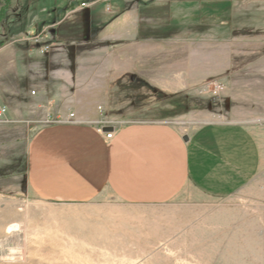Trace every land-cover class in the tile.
Here are the masks:
<instances>
[{"label":"rangeland","instance_id":"1","mask_svg":"<svg viewBox=\"0 0 264 264\" xmlns=\"http://www.w3.org/2000/svg\"><path fill=\"white\" fill-rule=\"evenodd\" d=\"M14 1L0 21V46L5 44L0 66L7 70L16 49L28 52L24 38L36 42L35 35L47 33L53 44L31 61L16 57L19 76L8 75L4 88H25L26 102H32L39 91L35 81L48 74L49 89L60 93L65 89L56 78L72 75L73 86L65 85L71 99L54 101L62 111L46 121L77 111L78 118L91 121L94 111V121L115 126L159 121L184 134L206 123L261 125L256 128L261 158L252 180L231 196L203 197L190 188L153 206L126 205L116 197L56 203L41 200L28 185L27 123L7 124L0 117V264H241L250 255L261 257L264 82L253 65L262 51L248 52L240 37L234 39L242 32L231 31L237 21L231 12L245 13L246 1ZM36 5L56 9V15L26 25ZM65 14L59 27L55 22ZM57 27L64 33L59 39ZM8 102L19 112L16 118H23L24 101ZM237 204L238 228L229 211ZM248 210L257 222L254 229L247 227ZM246 231L259 237L255 244L246 243ZM233 233L245 234L235 242Z\"/></svg>","mask_w":264,"mask_h":264},{"label":"crops","instance_id":"2","mask_svg":"<svg viewBox=\"0 0 264 264\" xmlns=\"http://www.w3.org/2000/svg\"><path fill=\"white\" fill-rule=\"evenodd\" d=\"M236 1L239 3L241 0ZM245 1V13L231 12L232 17L237 16L236 23L231 24V31L242 32L234 39L238 42L240 37L248 52L262 51L253 66L257 71H262L260 78L264 82V0ZM36 7V13L26 25L47 21L50 15H56V9L50 10L47 5ZM219 7H224L223 1ZM76 9V6L71 8L67 14ZM67 14L55 24L62 27L68 18H65ZM240 19L243 20L238 21ZM59 30L62 29L58 28V33H55L58 39L64 35ZM65 36L72 38L71 35ZM24 39V45L29 46L28 52L22 53L16 49L17 54L13 53L11 60H7V70L0 66V108L5 107L2 115L5 123H27L26 128L30 132L26 145L27 181L41 200L86 204L116 197L126 205L153 206L161 198H176L190 188L203 197L221 198L241 191L256 174L261 158L256 128L261 125L256 127L236 121L206 123L184 134L168 123L150 121L127 122L119 126L112 124L101 126L99 130V123L94 121L97 112L94 111L89 114V118H93L91 121H46L48 117L62 111L54 101L66 99V96L71 99L72 93L65 91V85L73 86L72 75L67 71L56 78L58 85L65 89L60 88V93L49 89V80L52 79L48 74L35 81L39 91L32 102L31 99L26 102L28 93L25 88L8 85L5 89L3 83L8 75L19 76L15 69V58H28L31 61L35 52H41V44H49L50 40L49 37L41 42ZM52 44L49 45L52 47ZM4 48L5 44L0 46V57L5 54ZM254 78L256 80L253 83L258 84L257 74ZM258 90L259 87L255 93ZM11 99L19 100V104L24 101L20 107L23 118H16L19 112L14 111L15 108L9 102V106L6 104ZM77 113L74 115L76 118L79 117ZM107 127L113 128V138L110 140L104 137ZM184 136L186 139H183ZM239 206L230 205L229 210L235 213L231 216V222L237 228L241 221ZM251 210H254V206ZM246 218L247 227L254 229L257 222L253 213ZM262 228L264 232V204ZM250 232H245L246 243L255 244L259 237ZM245 233H233L232 237L237 242L239 236ZM260 240L262 252L258 256L261 257L250 255L241 264H264V234Z\"/></svg>","mask_w":264,"mask_h":264},{"label":"built area","instance_id":"3","mask_svg":"<svg viewBox=\"0 0 264 264\" xmlns=\"http://www.w3.org/2000/svg\"><path fill=\"white\" fill-rule=\"evenodd\" d=\"M47 36H48V34L47 33H39V34H37V35H35L34 37H33V39L36 41V42H41V41H43V39L44 38H47ZM48 48H49V45L47 44V43H43V44H41V46H40V51L41 52H44V51H46V50H48ZM5 112V107H1L0 108V117H2V115H3V113ZM56 121H69V122H82V120L80 119V118H76L75 116H74V114L73 113H70L69 115H68V117L66 118V119H58V120H56ZM98 123H99V130H101V126H112V124H110L109 122H106V121H104V120H102V121H97ZM104 137L107 139V140H110V139H112L113 138V128L111 129V130H105L104 131Z\"/></svg>","mask_w":264,"mask_h":264},{"label":"trees","instance_id":"4","mask_svg":"<svg viewBox=\"0 0 264 264\" xmlns=\"http://www.w3.org/2000/svg\"><path fill=\"white\" fill-rule=\"evenodd\" d=\"M14 0H2L1 1V7H0V21L4 19V16L7 10H10V8L14 5Z\"/></svg>","mask_w":264,"mask_h":264},{"label":"water","instance_id":"5","mask_svg":"<svg viewBox=\"0 0 264 264\" xmlns=\"http://www.w3.org/2000/svg\"><path fill=\"white\" fill-rule=\"evenodd\" d=\"M109 129H111V127H107V128H105L104 130H109Z\"/></svg>","mask_w":264,"mask_h":264}]
</instances>
